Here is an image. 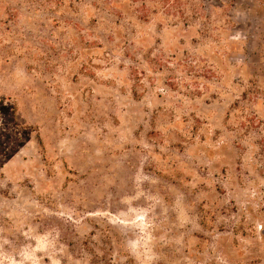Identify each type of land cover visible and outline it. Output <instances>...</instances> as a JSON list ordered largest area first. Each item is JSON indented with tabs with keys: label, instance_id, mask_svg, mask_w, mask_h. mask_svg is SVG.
Masks as SVG:
<instances>
[{
	"label": "rangeland",
	"instance_id": "374dc122",
	"mask_svg": "<svg viewBox=\"0 0 264 264\" xmlns=\"http://www.w3.org/2000/svg\"><path fill=\"white\" fill-rule=\"evenodd\" d=\"M0 264H264V0H0Z\"/></svg>",
	"mask_w": 264,
	"mask_h": 264
},
{
	"label": "trees",
	"instance_id": "16d2710c",
	"mask_svg": "<svg viewBox=\"0 0 264 264\" xmlns=\"http://www.w3.org/2000/svg\"><path fill=\"white\" fill-rule=\"evenodd\" d=\"M110 6H114L118 0H107Z\"/></svg>",
	"mask_w": 264,
	"mask_h": 264
}]
</instances>
